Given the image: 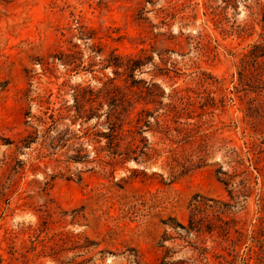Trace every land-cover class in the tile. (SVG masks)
I'll use <instances>...</instances> for the list:
<instances>
[{"label": "rangeland", "instance_id": "1", "mask_svg": "<svg viewBox=\"0 0 264 264\" xmlns=\"http://www.w3.org/2000/svg\"><path fill=\"white\" fill-rule=\"evenodd\" d=\"M0 264H264V0H0Z\"/></svg>", "mask_w": 264, "mask_h": 264}, {"label": "trees", "instance_id": "2", "mask_svg": "<svg viewBox=\"0 0 264 264\" xmlns=\"http://www.w3.org/2000/svg\"><path fill=\"white\" fill-rule=\"evenodd\" d=\"M119 130H120V126H118L116 124L111 127V131H112V133H115V136L119 134ZM113 154H114L115 157H119V159H121L122 161L131 159V160L137 162L139 157H140V155H137L136 153L130 152V151H124L122 153H119V152L115 151ZM140 154L144 155L143 152H140ZM197 198H198V200H195V204L193 205V210H192L193 214H191L192 216H191V218L189 220V227L191 229L199 230L200 229L199 226L201 225V221L200 220H196V217L202 211V203H201V201L203 199L199 198V197H197ZM205 201L215 203V202H213V200H205ZM223 233L224 234H222L221 236L225 237L227 233L225 231Z\"/></svg>", "mask_w": 264, "mask_h": 264}]
</instances>
